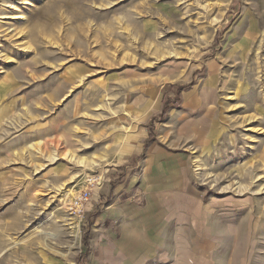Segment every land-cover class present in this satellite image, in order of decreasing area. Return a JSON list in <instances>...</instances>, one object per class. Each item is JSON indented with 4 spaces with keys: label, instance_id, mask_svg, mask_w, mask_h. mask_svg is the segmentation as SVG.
Listing matches in <instances>:
<instances>
[{
    "label": "rangeland",
    "instance_id": "374dc122",
    "mask_svg": "<svg viewBox=\"0 0 264 264\" xmlns=\"http://www.w3.org/2000/svg\"><path fill=\"white\" fill-rule=\"evenodd\" d=\"M150 155L177 248L134 260ZM0 264H264V0H0Z\"/></svg>",
    "mask_w": 264,
    "mask_h": 264
},
{
    "label": "crops",
    "instance_id": "0c3cea01",
    "mask_svg": "<svg viewBox=\"0 0 264 264\" xmlns=\"http://www.w3.org/2000/svg\"><path fill=\"white\" fill-rule=\"evenodd\" d=\"M165 166V167H164ZM162 168L157 165L156 157L150 155L143 163L142 175L146 177L148 190L137 191L134 187L137 185L136 176L133 181L127 185L119 186L118 192L121 194L114 204L110 205L108 212L102 215V220L116 215L120 218L119 225V252L125 253L136 260L137 257L146 258L147 261L157 259L159 254H164L166 250L168 255L174 253L177 248L168 246L167 238L170 233L178 234V226L171 228V224H176L171 220L169 212L166 214L164 207L170 203H177L175 197H172L170 192L171 173H178L177 169L170 172L165 164ZM167 168V169H166ZM160 180L151 181L150 177L153 173H158ZM135 183V184H134ZM124 199H122V195ZM143 194V195H142ZM138 195H142L145 200L143 205L137 200ZM101 221V219H100ZM114 235V231L109 232ZM172 245V244H171ZM144 262V259H143Z\"/></svg>",
    "mask_w": 264,
    "mask_h": 264
},
{
    "label": "built area",
    "instance_id": "2783aa9c",
    "mask_svg": "<svg viewBox=\"0 0 264 264\" xmlns=\"http://www.w3.org/2000/svg\"><path fill=\"white\" fill-rule=\"evenodd\" d=\"M101 177L91 176L85 188L79 190L68 204L69 213L80 221L83 220L87 206L91 202L97 188L100 187Z\"/></svg>",
    "mask_w": 264,
    "mask_h": 264
},
{
    "label": "bare ground",
    "instance_id": "6f19581e",
    "mask_svg": "<svg viewBox=\"0 0 264 264\" xmlns=\"http://www.w3.org/2000/svg\"><path fill=\"white\" fill-rule=\"evenodd\" d=\"M142 28V27H141ZM145 31V30H144ZM147 32V31H146ZM127 37V36H126ZM127 41H130V40H127ZM86 76V75H85ZM68 154H69V156H71V159H73V157H74V155L75 154H73V152L72 151H70V152H67ZM53 159H55V155L53 156ZM52 159V160H53ZM87 161V160H86ZM79 162H82V163H84V160H80ZM85 164H86V162H85Z\"/></svg>",
    "mask_w": 264,
    "mask_h": 264
},
{
    "label": "trees",
    "instance_id": "16d2710c",
    "mask_svg": "<svg viewBox=\"0 0 264 264\" xmlns=\"http://www.w3.org/2000/svg\"><path fill=\"white\" fill-rule=\"evenodd\" d=\"M166 109H167V107H166ZM165 112H166V111H165V109H164V111H163L162 114H161V117H162V115H164Z\"/></svg>",
    "mask_w": 264,
    "mask_h": 264
}]
</instances>
